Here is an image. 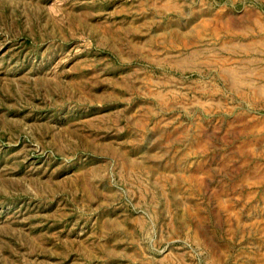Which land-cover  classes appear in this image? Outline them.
<instances>
[{"label":"rangeland","instance_id":"obj_1","mask_svg":"<svg viewBox=\"0 0 264 264\" xmlns=\"http://www.w3.org/2000/svg\"><path fill=\"white\" fill-rule=\"evenodd\" d=\"M0 264H264V0H0Z\"/></svg>","mask_w":264,"mask_h":264}]
</instances>
